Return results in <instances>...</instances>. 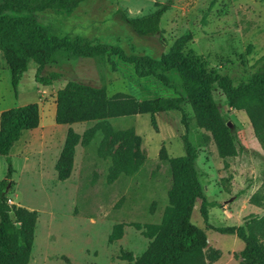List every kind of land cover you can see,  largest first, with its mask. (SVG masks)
<instances>
[{"label":"rangeland","instance_id":"1","mask_svg":"<svg viewBox=\"0 0 264 264\" xmlns=\"http://www.w3.org/2000/svg\"><path fill=\"white\" fill-rule=\"evenodd\" d=\"M166 1L169 8L159 21L162 42L134 35L115 14L121 10L128 16L143 15L154 9L155 2ZM6 13L31 14L48 33L58 37L77 35L93 43L117 46L127 55L152 58H158L175 38L189 32L191 38L183 52L193 53L207 71L228 76L234 86L247 81L264 57V0H83L70 12L46 9ZM34 69L30 61L14 91L0 53V111L30 102L38 107L37 127L21 132L7 155V203L37 212L26 264H127L121 254L130 252L137 257L145 249L148 239L141 233L142 225L157 223L167 205L170 173L167 163L158 158V150L163 146L168 157L183 154L180 112L107 118L103 124L108 127L107 143L115 133L138 136L139 167L110 181V158L107 145H101L104 134L99 129L87 144L76 145L71 172L59 181L53 166L67 128L82 134L95 121L56 124L55 91L67 80H75L103 86L108 96L122 92L138 100L168 97L183 94L178 77L174 71L167 72L171 84L167 88L152 77H137L130 65L113 56L77 57L47 64L42 74L52 70L61 74L50 85L36 83ZM211 95L240 151L223 160L215 143L205 139L204 131L196 126L187 102L181 104L207 202L206 224L199 215V199L190 221L204 230L211 243L204 248V264H238L236 254L242 241L212 228L241 225L247 217L262 214V209L248 199L264 188V153L244 111L229 107L215 84ZM5 172L6 157L0 156V180ZM117 224L121 235L111 238Z\"/></svg>","mask_w":264,"mask_h":264},{"label":"trees","instance_id":"2","mask_svg":"<svg viewBox=\"0 0 264 264\" xmlns=\"http://www.w3.org/2000/svg\"><path fill=\"white\" fill-rule=\"evenodd\" d=\"M81 1L83 0H0V53L9 71L10 85L15 91L30 61L35 65L33 79L41 85H50L61 76L55 70L42 74L41 71L47 64L77 57L113 56L130 65L137 77H152L167 88L171 84L166 73L174 71L183 94L141 100L122 92L108 96L103 86L67 80L55 91L54 122H95L82 134L67 128L53 167L57 180L68 178L76 145L87 144L100 129L104 134L101 145H107L106 151L110 158L108 179L111 181L119 174H130L141 163L139 138L133 134L128 136V133H115L107 143L105 129L108 127L103 125L104 120L140 113L179 111L184 127V132L179 137L183 154L168 157L163 146L158 150V158L167 163L170 173L167 205L157 223L142 225L141 233L148 239L145 249L137 257H133L130 252H123L121 257L127 264H204L203 250L208 243L207 237L202 228L190 221V215L195 201L199 199V215L206 224L207 202L195 167V151L186 134L181 104L187 102L196 126L204 131L205 139L215 143L223 160L237 156L240 149L236 146L235 137L212 99L211 90L215 84L229 107L244 111L264 153V57L260 67L247 81L234 86L228 76L207 71L203 62L193 53L183 52L186 42L191 38L189 32L175 38L168 50L158 58H152L147 55H127L117 46L93 43L77 35L65 34L58 37L48 33L31 14L6 13H32L46 9L70 12ZM169 5V1L155 2L152 11L139 16H128L121 10H117L115 14L134 35L141 38L155 37L162 42L159 21ZM38 119L35 102L0 111V156L6 157L5 178L0 180V264H26L29 260L37 212L7 203L5 188L10 173L7 154L21 132L35 128ZM151 124H154L153 120ZM116 142L118 144L113 148ZM262 183L264 186V178ZM248 200L262 209L260 216L247 217L241 225L212 229L219 233L233 234L242 241V248L236 254L238 264H264V188L256 190ZM134 226L141 227L139 224ZM120 235L121 226L117 224L110 237L118 238Z\"/></svg>","mask_w":264,"mask_h":264},{"label":"crops","instance_id":"3","mask_svg":"<svg viewBox=\"0 0 264 264\" xmlns=\"http://www.w3.org/2000/svg\"><path fill=\"white\" fill-rule=\"evenodd\" d=\"M77 5H78V4H77ZM72 10H73V9H72ZM36 127H37V126H36ZM36 127H35V128H36ZM33 129H34V128H33ZM29 130H31V129H29ZM29 130H24V131H29ZM22 132H23V131H22ZM17 141H18V140H17ZM17 141H16V142H17ZM8 153H9V151H8ZM7 155H8V154H7ZM208 243L211 245L210 241H208ZM203 252H204V250H203Z\"/></svg>","mask_w":264,"mask_h":264}]
</instances>
